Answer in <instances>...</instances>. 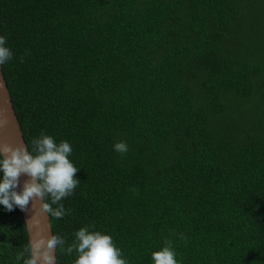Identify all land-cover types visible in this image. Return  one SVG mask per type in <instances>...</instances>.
Instances as JSON below:
<instances>
[{
    "label": "trees",
    "instance_id": "16d2710c",
    "mask_svg": "<svg viewBox=\"0 0 264 264\" xmlns=\"http://www.w3.org/2000/svg\"><path fill=\"white\" fill-rule=\"evenodd\" d=\"M0 35L27 147L66 140L80 168L53 235L94 224L129 264L166 239L180 264H264V0H0ZM28 242L0 205V264Z\"/></svg>",
    "mask_w": 264,
    "mask_h": 264
},
{
    "label": "clouds",
    "instance_id": "9594fccd",
    "mask_svg": "<svg viewBox=\"0 0 264 264\" xmlns=\"http://www.w3.org/2000/svg\"><path fill=\"white\" fill-rule=\"evenodd\" d=\"M6 37L0 35V66L13 59L12 50L6 46ZM10 121L0 113V129L7 128ZM114 150L121 156L128 152V145L124 141L114 144ZM73 148L68 141L59 143L50 136L41 132L33 138L29 147L23 144L13 147L0 144V171L3 178L0 180V205L8 211L19 207L27 209L30 201L35 208L36 201L43 203L36 209L30 219L36 220L37 214L46 213L50 218L63 219L70 215L72 210L66 209L62 201L74 194L80 184L76 174L80 171L70 159ZM21 174L30 177L25 181L22 192H17ZM95 225L81 227L74 233V240L68 243L60 234L44 237L37 232L35 239L22 246V250L15 256V264H56L57 253L68 256L76 254L73 264H129L123 250L118 247L109 234L101 231H91ZM172 236L187 242L183 233L172 232ZM153 264H180L177 260L173 241L166 239L164 246L151 253Z\"/></svg>",
    "mask_w": 264,
    "mask_h": 264
},
{
    "label": "water",
    "instance_id": "95a60500",
    "mask_svg": "<svg viewBox=\"0 0 264 264\" xmlns=\"http://www.w3.org/2000/svg\"><path fill=\"white\" fill-rule=\"evenodd\" d=\"M0 113L7 116L10 124L7 128L0 129V144H8L13 147L23 144L27 147L22 130L18 123V119L11 101L9 90L7 87L6 80L4 78L2 67L0 66ZM25 174H21L19 178V185L16 189L17 192L23 191V186L25 181L29 180ZM43 203L41 200L36 201L35 208L33 207V202L30 201L26 210H21L24 218V222L27 229L28 241L30 239H35L37 232H40L44 237H49L53 235L52 228L50 225V217L46 214H37L36 220L39 221L37 225L35 221L30 220L34 215L39 205ZM57 264V261H56Z\"/></svg>",
    "mask_w": 264,
    "mask_h": 264
}]
</instances>
